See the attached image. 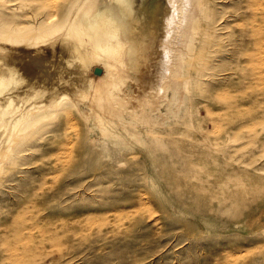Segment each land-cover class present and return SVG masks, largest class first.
Masks as SVG:
<instances>
[{
  "label": "rangeland",
  "instance_id": "rangeland-1",
  "mask_svg": "<svg viewBox=\"0 0 264 264\" xmlns=\"http://www.w3.org/2000/svg\"><path fill=\"white\" fill-rule=\"evenodd\" d=\"M199 1L197 63L203 82L208 79L203 88L213 96L228 84L239 93V101L245 89L242 24L248 20V0ZM16 4L31 18L52 9V0ZM4 17L0 10V25ZM12 45L27 53L0 56V75L12 66L19 79L0 88V152L15 134L10 112L25 113L35 101L46 103L59 65L57 57L51 59L54 65L36 63L39 55L34 51L42 45ZM211 73L213 77L206 78ZM34 94L38 96L26 101ZM74 115L80 123L77 150L73 161L63 166L57 164L58 153L66 142L69 116L56 113L31 126L32 115L19 128L29 127V135L0 175V264H264L262 145L249 153L246 139L238 137L236 164L224 159L220 165L214 163L205 178L182 142L172 135L154 137L157 128L143 118L114 115L93 124L76 111ZM175 115L167 123L180 120L176 127L186 131L187 113ZM199 115L205 117L202 106ZM238 122H230L231 128ZM244 161L260 169H246ZM32 206L37 207L36 231L60 236L46 242L37 238L32 247L23 244V252H15L13 259L12 242L20 230L30 229L29 217L22 215ZM16 219L22 223L12 230Z\"/></svg>",
  "mask_w": 264,
  "mask_h": 264
},
{
  "label": "bare ground",
  "instance_id": "bare-ground-1",
  "mask_svg": "<svg viewBox=\"0 0 264 264\" xmlns=\"http://www.w3.org/2000/svg\"><path fill=\"white\" fill-rule=\"evenodd\" d=\"M17 1L0 0V10L5 14L0 25V56H25L26 48L17 49L11 44L27 42L42 45L34 51L39 55L37 64L50 63L57 57L59 65L54 68L57 78L46 103L35 101L25 113L10 112L15 134L0 152V175L10 155L28 137L29 127L19 128L32 115L31 126L56 113L67 117L72 113L65 128L66 142L58 153L57 164L61 166L73 161L77 150L74 141L80 123L74 111L93 124L114 115L145 119L147 125L157 128L152 131L157 135L154 137L172 135L175 142H182L184 152L200 166L205 178L211 175L208 167L214 163L220 165L224 159L236 164L240 158L233 157V152L238 151V137L246 139L243 144L251 147L249 153L264 147V0L247 2L248 20L242 24L245 89L239 101V93L228 84L213 96L203 88L208 79L203 82L197 63L199 0H52L51 11L38 18L23 14ZM97 69L102 73L97 74ZM15 76L12 66L5 69L0 75V88L18 83ZM212 77V73L206 75ZM37 96H29L26 101ZM65 99L69 100L63 104ZM200 106L204 118L199 115ZM181 112L189 116L186 131L176 127L180 120L167 123L172 114L175 117ZM234 119L239 122L231 128ZM245 161L244 168L260 169ZM30 208L22 217H29L32 224H28L29 230L24 229L26 232L20 230V236L12 242L13 251L3 242L13 259H17L15 252L22 251L25 244L31 246L37 238L46 242L60 236L36 231L33 225L37 207ZM21 223L13 225L12 230Z\"/></svg>",
  "mask_w": 264,
  "mask_h": 264
},
{
  "label": "water",
  "instance_id": "water-1",
  "mask_svg": "<svg viewBox=\"0 0 264 264\" xmlns=\"http://www.w3.org/2000/svg\"><path fill=\"white\" fill-rule=\"evenodd\" d=\"M96 73H97V74H100V73H102V70H101V69H97V70H96Z\"/></svg>",
  "mask_w": 264,
  "mask_h": 264
}]
</instances>
